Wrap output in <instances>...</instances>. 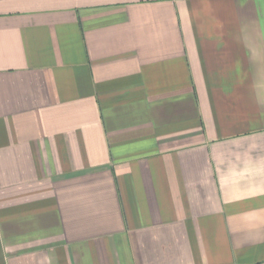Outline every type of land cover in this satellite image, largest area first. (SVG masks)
Masks as SVG:
<instances>
[{
	"label": "crops",
	"instance_id": "0c3cea01",
	"mask_svg": "<svg viewBox=\"0 0 264 264\" xmlns=\"http://www.w3.org/2000/svg\"><path fill=\"white\" fill-rule=\"evenodd\" d=\"M0 264H264V0H0Z\"/></svg>",
	"mask_w": 264,
	"mask_h": 264
}]
</instances>
